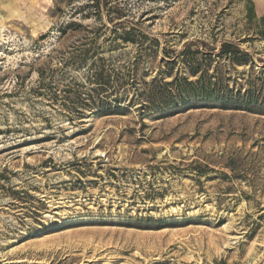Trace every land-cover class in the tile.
<instances>
[{
  "label": "rangeland",
  "instance_id": "1",
  "mask_svg": "<svg viewBox=\"0 0 264 264\" xmlns=\"http://www.w3.org/2000/svg\"><path fill=\"white\" fill-rule=\"evenodd\" d=\"M100 2L0 0V264H264V107L140 119L134 97L172 79L164 51L188 40H247L264 59V0L250 23L245 0ZM111 19L158 44L110 41ZM99 57L126 75L124 99L70 120L66 90L92 88Z\"/></svg>",
  "mask_w": 264,
  "mask_h": 264
},
{
  "label": "trees",
  "instance_id": "2",
  "mask_svg": "<svg viewBox=\"0 0 264 264\" xmlns=\"http://www.w3.org/2000/svg\"><path fill=\"white\" fill-rule=\"evenodd\" d=\"M90 1L93 8L101 4L100 0ZM245 9V18L250 23L256 19L252 0H245ZM257 20L264 23V14ZM111 22L115 28L112 39L108 38L110 41L135 44L140 52L158 44L156 38L148 39V34L135 23L131 28L124 29L121 27L122 20L111 19ZM256 34L264 35V32L260 30ZM244 41L247 40L223 39L217 47H211L201 40H188L178 51H164V66L168 69L177 66V73L169 81L153 77L148 83L144 82L146 88H136L134 97L140 100L137 106L139 118L153 114L169 116L172 109L180 104L202 100H214L224 108L259 111L260 107H264V59L254 58L251 52L242 48L240 42ZM80 52L83 55L91 53L88 49ZM91 55L89 58H92ZM237 66H247L248 73L242 75L244 72H240L243 77H233L231 71L237 73ZM87 70V84L92 88L81 84L66 90L67 99L72 103L70 120H73L72 117L81 119L84 115L83 111L74 108L76 104L105 114L117 111L124 99V87L128 84L125 74L106 68L102 57L94 59ZM132 83L129 82V85Z\"/></svg>",
  "mask_w": 264,
  "mask_h": 264
}]
</instances>
